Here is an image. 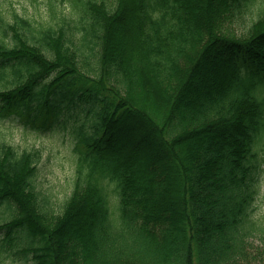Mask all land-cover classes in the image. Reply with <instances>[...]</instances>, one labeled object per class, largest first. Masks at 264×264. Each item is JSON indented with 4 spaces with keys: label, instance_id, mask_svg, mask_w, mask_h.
<instances>
[{
    "label": "trees",
    "instance_id": "16d2710c",
    "mask_svg": "<svg viewBox=\"0 0 264 264\" xmlns=\"http://www.w3.org/2000/svg\"><path fill=\"white\" fill-rule=\"evenodd\" d=\"M68 1L56 25L0 15V116L69 129L76 157L56 212L35 181L39 152L0 142L9 211L0 254L24 264H237L256 228L264 164V2ZM127 127L154 133L162 151L127 147Z\"/></svg>",
    "mask_w": 264,
    "mask_h": 264
},
{
    "label": "rangeland",
    "instance_id": "374dc122",
    "mask_svg": "<svg viewBox=\"0 0 264 264\" xmlns=\"http://www.w3.org/2000/svg\"><path fill=\"white\" fill-rule=\"evenodd\" d=\"M48 2L49 0H0V15L9 20L12 19L15 11L19 15H25L31 20H35L37 24L56 25L61 17L60 11L68 12L70 2L68 0H64V2L53 0L57 6L55 13L57 15L54 17L48 8ZM260 2H264V0H259L258 6ZM256 11L257 6L254 5L249 11L243 13L238 22L234 23L237 33H242L246 29ZM73 18L76 20V17L73 16ZM71 24L77 25V22L71 20ZM76 43H78L77 45L80 43L78 38ZM122 133L124 140H127V143L125 142L127 147L134 145L137 146V151H147L153 155L162 151L160 142L154 133L143 131L137 127L136 129L127 127ZM4 141L11 144L18 152L26 149L39 152L37 157L38 173L35 177L38 190L49 198L50 208L56 212L60 211L65 199L72 193L76 175L74 139L70 135L69 129L58 127V129L43 132L16 117L0 118V142ZM258 183V195L251 214L256 222V228L246 240V251L238 257L237 264H264V165ZM113 188L114 184L110 183L108 185L111 192L109 194L110 208L118 215L119 200L116 193L113 192ZM5 211L6 207H2L0 221L9 217V213H7L9 211ZM3 232L4 230H0V238L4 235ZM0 264H24V262H15L7 253H2L0 254Z\"/></svg>",
    "mask_w": 264,
    "mask_h": 264
}]
</instances>
